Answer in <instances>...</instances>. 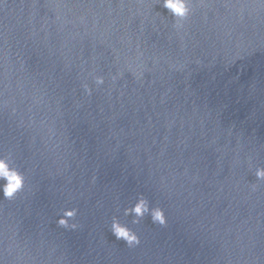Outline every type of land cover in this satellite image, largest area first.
Returning a JSON list of instances; mask_svg holds the SVG:
<instances>
[{"label":"water","instance_id":"water-1","mask_svg":"<svg viewBox=\"0 0 264 264\" xmlns=\"http://www.w3.org/2000/svg\"><path fill=\"white\" fill-rule=\"evenodd\" d=\"M163 3L0 0V264H264V0Z\"/></svg>","mask_w":264,"mask_h":264},{"label":"clouds","instance_id":"clouds-1","mask_svg":"<svg viewBox=\"0 0 264 264\" xmlns=\"http://www.w3.org/2000/svg\"><path fill=\"white\" fill-rule=\"evenodd\" d=\"M163 8L167 9L176 20L174 27L179 29L182 27L181 21L186 20L191 12L189 0H164ZM115 79V77H114ZM97 85L104 84V78L101 76L95 77ZM85 91L90 95L91 88L85 84ZM258 180L264 181V168H258L255 172ZM0 180L5 181L2 186L3 196L8 201H13L17 198L25 188V175L11 166L10 157L0 158ZM258 185L252 184V189L256 190ZM78 214V209L67 210L63 213V218L58 220V226L76 230L79 225L76 223H69L70 219H75ZM125 216L133 215L135 218L132 220L133 224H140L146 216L151 218L153 224L160 226L167 225L165 212L160 207H150V202L147 198L141 195L138 202L134 207L127 208L124 211ZM110 231L118 241H123L127 247L134 248L141 243L140 237L132 229L120 223L118 218L113 217Z\"/></svg>","mask_w":264,"mask_h":264}]
</instances>
